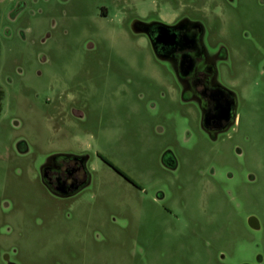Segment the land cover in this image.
<instances>
[{
    "label": "rangeland",
    "instance_id": "obj_1",
    "mask_svg": "<svg viewBox=\"0 0 264 264\" xmlns=\"http://www.w3.org/2000/svg\"><path fill=\"white\" fill-rule=\"evenodd\" d=\"M181 19L225 56L217 81L236 98V123L215 139L169 63L130 28ZM54 155L87 158L89 183L72 197L42 184ZM5 257L264 264V0H0Z\"/></svg>",
    "mask_w": 264,
    "mask_h": 264
},
{
    "label": "flooded vegetation",
    "instance_id": "obj_2",
    "mask_svg": "<svg viewBox=\"0 0 264 264\" xmlns=\"http://www.w3.org/2000/svg\"><path fill=\"white\" fill-rule=\"evenodd\" d=\"M181 20L172 24L163 23L168 26L164 28L152 26L148 29V35H142L148 40L151 49L150 40L154 41L157 51L162 56L161 61L169 63L189 102L199 107L203 131L216 136L236 123V117L233 123V114L236 113L237 106L236 98L217 81L216 63L225 56L223 51L214 56L210 55L204 44L205 30L200 23L186 20L176 26ZM71 156L57 157L54 160L50 157L41 168L45 183L50 188L67 195L66 197L56 196L59 198L72 197L89 183L83 156ZM162 158L170 163V166H166L162 161L166 168L174 169V166H171L174 165L171 155L165 153ZM42 184L49 191L43 181ZM5 262L13 264L8 257H5Z\"/></svg>",
    "mask_w": 264,
    "mask_h": 264
},
{
    "label": "water",
    "instance_id": "obj_3",
    "mask_svg": "<svg viewBox=\"0 0 264 264\" xmlns=\"http://www.w3.org/2000/svg\"><path fill=\"white\" fill-rule=\"evenodd\" d=\"M186 21V19H183L181 20L176 26L184 23ZM158 26L159 28H164V27H168L167 25L163 24V23H160V22H153V23H145L143 21H140V20H133L131 22V25H130V28H131V31L135 34H147L148 35V29L152 26ZM176 26H173V27H176ZM157 40V38H156ZM151 41V45H152V50L154 52V55L156 56L157 59L159 60H163L162 59V56L159 54V52L157 51L156 49V46H155V43L153 40H150ZM182 99L184 101H189V99L185 96V93L182 91ZM234 117H236V113L233 114V123H234ZM232 124V123H231ZM203 126V125H202ZM231 126V125H230ZM211 136V135H210ZM213 139L216 138V136H211ZM165 155V154H164ZM57 157H72L71 155H54V156H51V159L54 160L55 158ZM83 161L85 162L86 161V157L83 156ZM162 161L163 163L166 165V166H170V163H168L166 160H164V158H162ZM172 167L174 165H171ZM41 178H42V181L43 183L46 185V187L49 189V191L54 194L55 196H59V197H66L67 195L64 194L63 192H60L59 190H55V189H52L50 188V186L45 183L44 179H43V175L41 174ZM248 224L251 228L253 229H257L259 226H258V222L257 220L254 218V217H250L248 219Z\"/></svg>",
    "mask_w": 264,
    "mask_h": 264
},
{
    "label": "trees",
    "instance_id": "obj_4",
    "mask_svg": "<svg viewBox=\"0 0 264 264\" xmlns=\"http://www.w3.org/2000/svg\"><path fill=\"white\" fill-rule=\"evenodd\" d=\"M103 160L109 164L117 173H119L121 176H123L128 182L132 183L133 185H136L132 180H130L127 176H125L120 170H118L116 167H114L111 163H109L106 159L103 158Z\"/></svg>",
    "mask_w": 264,
    "mask_h": 264
}]
</instances>
